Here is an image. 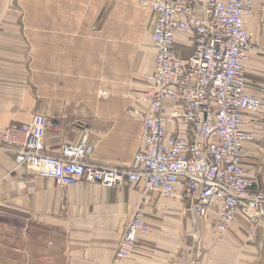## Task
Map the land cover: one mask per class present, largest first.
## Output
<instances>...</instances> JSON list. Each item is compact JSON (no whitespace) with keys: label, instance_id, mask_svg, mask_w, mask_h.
<instances>
[{"label":"crops","instance_id":"0c3cea01","mask_svg":"<svg viewBox=\"0 0 264 264\" xmlns=\"http://www.w3.org/2000/svg\"><path fill=\"white\" fill-rule=\"evenodd\" d=\"M141 1L0 0V134L12 123L33 121L45 152L60 154L64 145L86 133L95 145L92 162L130 165L142 141L140 106L130 94L142 91L144 79L128 82L141 37L138 13L149 14L142 48L154 53L142 71L153 68L155 57L154 18ZM254 1L248 25L257 51L247 78L250 91L264 98V0ZM107 9L112 14L105 19ZM186 42L188 35L179 34L176 47L183 56L192 52ZM89 75L117 79L118 85H110V98L75 96L95 85L83 90L70 77ZM121 76L125 85L119 88ZM65 77L66 84L61 82ZM243 128L254 135L245 150L248 171L264 186V109L247 111ZM138 201L151 229L139 235L123 264H196L201 259L207 264H264L262 239L257 233L246 241L250 229L243 217L242 224L221 232L214 218L192 211L180 190L164 196L135 183L65 185L18 164L15 154L3 149L0 264H110Z\"/></svg>","mask_w":264,"mask_h":264},{"label":"built area","instance_id":"2783aa9c","mask_svg":"<svg viewBox=\"0 0 264 264\" xmlns=\"http://www.w3.org/2000/svg\"><path fill=\"white\" fill-rule=\"evenodd\" d=\"M151 4L155 57L143 73L142 91L132 100L140 106L142 141L130 165L92 162L93 147L84 138L68 143L60 154L43 151L31 126H11L0 134V149L41 176L73 185L79 181L114 187L135 183L164 196L180 190L194 213L214 218L226 232L243 217L264 246V186L249 173L246 145L253 133L243 128L247 111L264 109V98L249 89L248 66L257 51L248 19L254 0H144ZM179 34L188 35L192 52L177 51ZM138 207L110 264H123L150 232ZM196 264H207L198 260Z\"/></svg>","mask_w":264,"mask_h":264},{"label":"rangeland","instance_id":"374dc122","mask_svg":"<svg viewBox=\"0 0 264 264\" xmlns=\"http://www.w3.org/2000/svg\"><path fill=\"white\" fill-rule=\"evenodd\" d=\"M142 3L144 2V0H142L141 1ZM144 4V3H143ZM145 5H149L150 6V11L152 12V9H151V4H146L145 3ZM109 8H110V6H109ZM255 12V11H254ZM13 17L14 18H17L18 16H19V13H16L15 11H13ZM111 14H112V12L110 13V11H108V9H107V11L105 12V19H108V18H110L111 17ZM28 15H30L29 13H27L26 14V18H27V16ZM148 13H138V18H140V20H141V28H140V30L138 29V32H137V35H139V36H141L140 38H139V41H137V45H136V56H135V59H136V62H135V66H134V69H133V74H131V76H130V78H129V81L128 82H130V85H131V83L133 82V81H135V80H138L140 77H143V73H144V71H142V69H141V65L142 64H144L145 62H146V60L148 61L149 60V56L150 57H152L153 58V55H154V53L152 54V53H149L148 52V50L147 49H143L142 47H143V44L144 43H142V40H143V37H144V34L146 33V32H148V30H149V26H148V24H147V21H148ZM152 16H153V14H152ZM16 20V19H15ZM28 28V27H27ZM30 30L31 29H29L28 28V34H29V32H30ZM31 33V32H30ZM29 36H30V34H29ZM30 38H31V36H30ZM184 55H186V54H188V51H185L184 53H183ZM47 61H45V63H46ZM61 62H63L64 64H66V65H68V63H69V61H61ZM73 62V64H75V61H72ZM46 66V65H45ZM249 67V66H248ZM78 70H76V72H77ZM71 78V83L73 84V85H81V86H83L82 87V89L84 90V89H89L90 87V85H95V86H93V87H96V88H98V91L96 92L95 90H92V91H90L91 89H94L93 87H91L90 89H89V91H85V92H81V93H76V95L75 96H78L80 99H89V98H94V96L97 94L98 95V98L99 99H102V98H110L111 97V94H112V90H111V88L112 87H110V85H118V81H117V79L115 80V77L114 76H99V77H97V76H71L70 77ZM120 78V80H119V82H120V85H119V88H122L125 84H124V78H126V77H123V76H121V77H119ZM67 79H69V77H65V80L64 81H61L62 83H65L66 84V82L65 81H67ZM134 79V80H133ZM117 81V82H116ZM125 83H127V80H125ZM85 85H87V87L86 88H84V86ZM133 94V93H132ZM132 94H130V97L131 98H133V95ZM74 95V94H73ZM24 125H28V126H31V128H32V133L33 134H37L38 136H40L37 132H36V130H35V125H34V123H33V121H29V122H16V123H12V124H10V125H8L7 126V128H9V127H11V126H15V127H17V128H21V127H23ZM82 131H87V129L85 128V127H83L82 128ZM86 139L87 140V142L89 143V144H91L92 145V147H93V151H94V143L93 142H91V140L89 139V136L86 134V133H84V134H82L81 135V138L78 140V141H76V142H74V143H79L82 139ZM74 143H72V144H74ZM0 146H2V140H0ZM139 148H140V146H139ZM138 148V149H139ZM137 149V150H138ZM43 151H45L44 150V148L42 149ZM93 153V152H92ZM90 159H91V156H90ZM118 166H123V165H118ZM89 184V183H88ZM99 185V184H98ZM101 185V184H100ZM102 186V185H101ZM104 186V185H103ZM137 203H139V205H138V207L140 206V207H143V205H142V202L141 201H138ZM141 203V204H140ZM144 208V207H143ZM129 223V222H128ZM128 225V224H127ZM248 228L251 230V229H253V228H255L254 226H251V225H248ZM125 232H126V229H125V231H124V233H123V235L125 234ZM259 237V239H262L263 240V237L261 236V235H259L258 236ZM262 246V245H261ZM263 247V249H262V252H263V260H264V246H262ZM130 256V255H129ZM234 263H238V262H234ZM263 263H264V261H263Z\"/></svg>","mask_w":264,"mask_h":264},{"label":"bare ground","instance_id":"6f19581e","mask_svg":"<svg viewBox=\"0 0 264 264\" xmlns=\"http://www.w3.org/2000/svg\"><path fill=\"white\" fill-rule=\"evenodd\" d=\"M64 146H66V145H64ZM64 146H63V147H64Z\"/></svg>","mask_w":264,"mask_h":264}]
</instances>
